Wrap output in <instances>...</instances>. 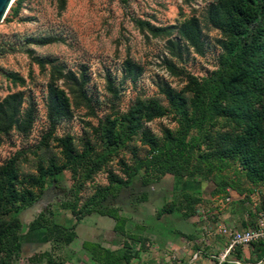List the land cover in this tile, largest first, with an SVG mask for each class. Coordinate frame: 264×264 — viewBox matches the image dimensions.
Returning a JSON list of instances; mask_svg holds the SVG:
<instances>
[{"label":"rangeland","instance_id":"1","mask_svg":"<svg viewBox=\"0 0 264 264\" xmlns=\"http://www.w3.org/2000/svg\"><path fill=\"white\" fill-rule=\"evenodd\" d=\"M217 1L14 0L0 22V44L8 49L0 55V170L13 160L14 207L24 226L12 264H30V256L50 250L42 230L26 228L40 212L71 226L73 208H116L127 235L142 239L124 248V235L111 236L114 221L92 213L77 224L71 246L52 252L82 264L89 255L81 243L93 236L134 263L148 254L155 264L167 242L203 249V259L218 254V235L206 232L224 222L223 213L236 229L254 226L264 212L263 53L245 58L263 73L262 88L252 95L244 81L226 86L207 125L192 132L188 166L174 176L144 166L176 139V109L190 116L199 83L233 53L230 32L209 16ZM54 92L62 103L53 101ZM12 113L31 117L27 132L10 125ZM130 114L134 124L122 138ZM83 155L91 162L77 172L71 159ZM251 165L257 174L248 172ZM113 185L118 190L107 196ZM183 194L199 201L190 217ZM238 260L264 264V245L248 247Z\"/></svg>","mask_w":264,"mask_h":264},{"label":"trees","instance_id":"2","mask_svg":"<svg viewBox=\"0 0 264 264\" xmlns=\"http://www.w3.org/2000/svg\"><path fill=\"white\" fill-rule=\"evenodd\" d=\"M212 22L221 29L228 30L232 39L229 43L228 60L221 64L218 71L213 77L199 83L200 97L197 99L193 112L190 116L185 111L176 109L178 114V135L173 140L171 146L165 152H158L153 155L147 163L144 164L146 169L153 168L155 173L160 176L165 174L178 175L184 166L190 164L188 154L193 151L194 137L192 132L201 130L205 127L211 118V115L218 108V98L223 95L228 87L238 86L243 81L248 85L252 95H257V90L262 88V75L260 68L255 63L248 61L246 56L252 57L255 53L264 54V0H218L209 11ZM195 31V29H194ZM187 33L186 36L190 37ZM194 38V34L192 35ZM196 38V37H195ZM4 44H0V55L7 52ZM228 50V51H229ZM247 61V62H246ZM253 64V66L251 65ZM250 66V67H249ZM73 80L74 77H73ZM53 101L62 99L57 92L53 93ZM51 106V128L53 127V111ZM264 118V114H263ZM32 124L31 117L26 119L18 118L16 113L10 117V125L21 132H27ZM134 124V115H129V121L121 129V137L125 138ZM107 135L103 136L106 139ZM121 138V140H122ZM261 154V151L259 152ZM88 155L76 156L71 159V164L77 172L85 169L91 162ZM254 163V160H253ZM261 164V162H260ZM12 166L13 160L5 162L0 170V264H12L13 260L20 253L22 247L20 238L23 229L22 222L17 217V210L14 207V194L12 189ZM257 166L251 165L248 172L257 174ZM261 178L264 176V171ZM125 184V183H122ZM118 190V186H109L106 189L107 196H112L111 191ZM114 197V195H113ZM182 200L185 203L184 216L190 217L194 211L195 205L199 202L191 195L183 194ZM164 210V209H163ZM179 210V209H176ZM75 217V223L71 226H65L56 223L52 219L51 212H40L28 225L29 232L42 230L45 239L50 243L49 251L34 254L28 258L30 264H63L62 260L56 259L52 252L59 245H70L76 238V226L85 217L92 213L106 216L115 221L114 230L125 234L126 219L119 214V209L94 206L92 209L76 211L72 209ZM122 223V225H119ZM133 241H138L136 237L128 236ZM264 245V240L253 244ZM83 248L91 254V259L97 264H120L124 260L129 263L130 255L119 254L109 249L101 247L97 243L84 242ZM240 256L238 252L237 258Z\"/></svg>","mask_w":264,"mask_h":264},{"label":"built area","instance_id":"3","mask_svg":"<svg viewBox=\"0 0 264 264\" xmlns=\"http://www.w3.org/2000/svg\"><path fill=\"white\" fill-rule=\"evenodd\" d=\"M210 235H218L225 239L224 246L218 254H209V259L214 261V264H241L237 258L238 252L264 240V212L257 215L253 227L236 229L233 225L219 222L213 232H206V236ZM202 254L203 249L195 248L188 264L195 263Z\"/></svg>","mask_w":264,"mask_h":264},{"label":"crops","instance_id":"4","mask_svg":"<svg viewBox=\"0 0 264 264\" xmlns=\"http://www.w3.org/2000/svg\"><path fill=\"white\" fill-rule=\"evenodd\" d=\"M221 218L223 219V221L227 224V223H229V225H232V224H230V222H231V220H230V214L229 213H223L222 215H221ZM113 220V219H112ZM226 220V221H225ZM114 221V220H113ZM223 222V223H224ZM114 225H115V221H114ZM114 225H113V229H112V235L111 236H115V234H117L118 232L117 231H115L114 230ZM77 227V226H76ZM120 233V232H119ZM121 235H124L126 238L123 240V242H122V246L124 247V248H129L130 247V245H131V243L129 242V241H133V240H131V239H129L128 238V235H127V232H126V230H125V234H121ZM44 236H45V234H44ZM130 236V235H129ZM94 238L96 237V236H93ZM132 237H136L137 239H138V241H134V242H136V243H138V244H141L142 243V239H141V237H139V236H132ZM94 238H90V239H86V240H84L82 243H81V245H83V243L84 242H91V243H97V244H99L101 247H103V248H105V249H109V250H111V251H114V252H116V249H117V247H115V246H109L108 244H104V242L106 241V239L105 238H102L101 239V241L100 242H96L95 240H94ZM183 238H188L189 240L188 241H190L191 243H192V245H193V239H190L191 237H189V236H185V235H183ZM184 240V239H183ZM75 241V240H74ZM73 241V242H74ZM188 241L186 242V245L187 244H189L188 243ZM72 242V243H73ZM49 243V242H48ZM71 243V244H72ZM224 243H225V239L224 238H221V237H218V239H216V241H215V249L216 250H218L219 252H220V249L224 246ZM22 244V243H21ZM71 244L70 245H68V246H71ZM178 244L179 245H176L175 246V244H173L172 242H167V253H163L162 254V252H160L159 254H158V256H157V259H156V263L155 264H188V262H189V259H190V255H191V253H192V251H193V249L190 247V245H187V249H184V246L185 245H183L182 243H181V241H179L178 242ZM195 244V243H194ZM181 246L183 247V248H181ZM207 246V245H206ZM173 247V249L174 250H172L171 248ZM190 247V248H189ZM82 248H83V246H82ZM137 248H138V246H137ZM248 247H245V248H243L242 249V251L241 252H243L245 249H247ZM190 249H191V252H190ZM195 249V248H194ZM83 250H85L87 253H88V263L87 264H97L96 262H94L92 259H91V254L86 250V249H84L83 248ZM46 251H49V250H46ZM44 252V251H43ZM240 252V253H241ZM117 253V252H116ZM129 255V254H128ZM144 257L141 259V261H138L137 260V262H135L134 263V257H132L131 255H130V260H129V263L128 264H153V263H149V261H148V254H145V255H143ZM150 259H151V257H150ZM73 261H75L76 263H74ZM63 264H82V263H77V261L76 260H74V259H71L69 262H64L63 261ZM193 264H214V261H212V260H210V259H203L202 257L200 258V259H198L195 263H193Z\"/></svg>","mask_w":264,"mask_h":264},{"label":"water","instance_id":"5","mask_svg":"<svg viewBox=\"0 0 264 264\" xmlns=\"http://www.w3.org/2000/svg\"><path fill=\"white\" fill-rule=\"evenodd\" d=\"M14 0H0V22L9 11Z\"/></svg>","mask_w":264,"mask_h":264}]
</instances>
